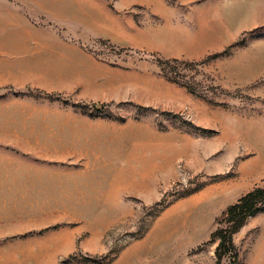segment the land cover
I'll return each instance as SVG.
<instances>
[{
  "label": "rangeland",
  "instance_id": "obj_1",
  "mask_svg": "<svg viewBox=\"0 0 264 264\" xmlns=\"http://www.w3.org/2000/svg\"><path fill=\"white\" fill-rule=\"evenodd\" d=\"M258 188L264 0H0V264H217Z\"/></svg>",
  "mask_w": 264,
  "mask_h": 264
},
{
  "label": "trees",
  "instance_id": "obj_2",
  "mask_svg": "<svg viewBox=\"0 0 264 264\" xmlns=\"http://www.w3.org/2000/svg\"><path fill=\"white\" fill-rule=\"evenodd\" d=\"M263 207L264 188H258L245 194L229 207L221 227L213 234V240L217 242L215 250L217 264H239V256L233 245L232 236L248 218L257 214Z\"/></svg>",
  "mask_w": 264,
  "mask_h": 264
},
{
  "label": "crops",
  "instance_id": "obj_3",
  "mask_svg": "<svg viewBox=\"0 0 264 264\" xmlns=\"http://www.w3.org/2000/svg\"><path fill=\"white\" fill-rule=\"evenodd\" d=\"M10 232H12V231H9V228H7V229L5 230V234H8V233H10Z\"/></svg>",
  "mask_w": 264,
  "mask_h": 264
}]
</instances>
